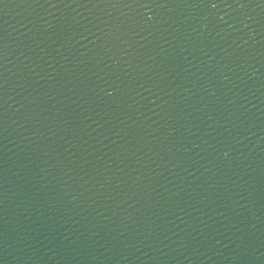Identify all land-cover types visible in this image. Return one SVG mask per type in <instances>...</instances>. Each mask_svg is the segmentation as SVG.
<instances>
[{
	"label": "water",
	"instance_id": "1",
	"mask_svg": "<svg viewBox=\"0 0 264 264\" xmlns=\"http://www.w3.org/2000/svg\"><path fill=\"white\" fill-rule=\"evenodd\" d=\"M0 264H264V0H0Z\"/></svg>",
	"mask_w": 264,
	"mask_h": 264
}]
</instances>
